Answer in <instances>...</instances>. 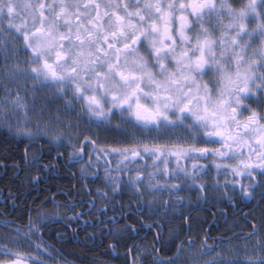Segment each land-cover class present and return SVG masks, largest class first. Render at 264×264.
<instances>
[{
	"label": "snow or ice",
	"instance_id": "1",
	"mask_svg": "<svg viewBox=\"0 0 264 264\" xmlns=\"http://www.w3.org/2000/svg\"><path fill=\"white\" fill-rule=\"evenodd\" d=\"M94 130L128 139L102 144ZM0 132L25 144L0 158L15 177L47 171L43 144L79 172L64 203L33 199L26 218L11 189L0 200V264H72L64 234L45 231L61 221L126 246L123 264H264V0H0ZM193 192L253 207L212 243L181 224L161 244ZM128 207L158 229L151 243L128 244Z\"/></svg>",
	"mask_w": 264,
	"mask_h": 264
},
{
	"label": "flooded vegetation",
	"instance_id": "2",
	"mask_svg": "<svg viewBox=\"0 0 264 264\" xmlns=\"http://www.w3.org/2000/svg\"><path fill=\"white\" fill-rule=\"evenodd\" d=\"M77 108V112H78ZM75 120V116H73ZM86 119V115H85ZM115 123V121H114ZM99 136V140L102 144L115 145L117 142L124 144L127 142L128 137L122 131H106L101 130L99 132L93 131V136ZM24 143H19L18 138H13L7 135V133L0 132V158L5 155H11L13 159H21L24 151ZM41 147V144H37V149ZM7 149V151H5ZM51 152V155L49 153ZM57 152L63 153V159L57 160ZM37 155L40 158L41 164H48L50 167L47 171L41 167H34L27 171H22L21 176L15 177L13 173L16 169L9 168L6 172L5 169L0 168V200L4 199L8 191L11 189L12 192L19 198L15 201L17 205V211L13 214L14 216L19 215V208L23 207L26 210L28 204L33 200L37 199V203L43 202L45 199L51 201L53 199V194L55 198L60 203H64V197L59 195L61 191L65 193H71L73 188V174L79 176L78 166H73L69 164L68 153L64 148L56 149L55 145L49 146L43 144V155H40L39 151ZM85 159H87V153L85 152ZM6 163L11 164V161H6ZM35 164L36 161H33ZM141 163H143L141 161ZM23 169V165L21 166ZM39 174V175H38ZM37 177V182L32 181V177ZM95 187V185H93ZM77 190L79 189V184H76ZM125 203L127 204V198L125 197ZM254 203V202H253ZM252 204H248L247 201L240 202L237 198V203L235 207L229 205L227 201L217 203L216 199H210L208 202H197L196 193H192V204H185V210L183 216L179 218H172L169 220L165 218L163 222V236L164 239L161 240V244H164L170 235V230L179 228V225H185L182 231H188L189 234L193 236L204 235V231H208L209 243L214 240H218L222 236H228L226 229L231 228L233 223L238 225H243L244 221L242 217L245 215V208L251 210ZM0 208H4V205L0 204ZM49 211L55 212V206L51 203L46 205ZM7 211V209H5ZM130 214V218L127 219L129 225L134 221H139L136 227L138 231L130 233L131 238L128 240V244H133L141 239L145 243H151L153 236L157 234L158 229H146L143 225L150 223L146 213H136L131 207L125 210ZM227 212V219H225L224 213ZM63 215V213H61ZM109 216L112 215L111 212L108 213ZM141 216L144 217L141 220ZM188 217L187 220L184 217ZM3 217H0L2 220ZM152 219H156L153 217ZM126 222L125 217H121L118 221L117 226L122 227ZM77 221H72V227L65 229L63 221L60 223L49 224L48 228L45 229L46 232L50 231L52 236L56 235L57 231L64 234L67 243L61 241L57 244V247L61 249L63 255L72 262V264H94L92 260H85L84 257H99L100 259L107 262V264H123L125 259L126 246H117L115 251L109 249L110 240L102 238L96 231V229L86 228L79 229L76 228ZM189 225L191 228L189 229ZM73 229L79 233L80 243H76V237L71 236ZM238 229L232 228L235 232ZM85 233H88L86 236ZM93 233H96L95 239L92 238ZM103 239V243H99ZM89 241H91L92 246H89ZM56 243V241H53ZM99 243V247L96 244ZM174 247V245H173ZM23 254V253H22ZM103 254V255H102ZM3 258V257H0ZM30 264V261H29Z\"/></svg>",
	"mask_w": 264,
	"mask_h": 264
}]
</instances>
